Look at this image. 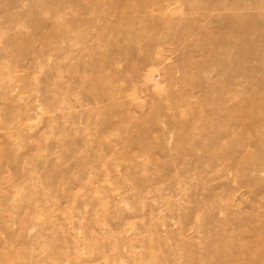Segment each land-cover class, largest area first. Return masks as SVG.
<instances>
[{"label":"rangeland","instance_id":"rangeland-1","mask_svg":"<svg viewBox=\"0 0 264 264\" xmlns=\"http://www.w3.org/2000/svg\"><path fill=\"white\" fill-rule=\"evenodd\" d=\"M0 264H264V0H0Z\"/></svg>","mask_w":264,"mask_h":264}]
</instances>
